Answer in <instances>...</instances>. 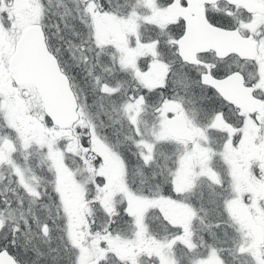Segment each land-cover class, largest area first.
I'll return each mask as SVG.
<instances>
[{"label": "snow or ice", "instance_id": "1", "mask_svg": "<svg viewBox=\"0 0 264 264\" xmlns=\"http://www.w3.org/2000/svg\"><path fill=\"white\" fill-rule=\"evenodd\" d=\"M0 264H264V0H0Z\"/></svg>", "mask_w": 264, "mask_h": 264}]
</instances>
